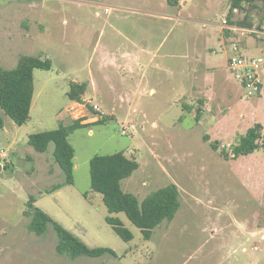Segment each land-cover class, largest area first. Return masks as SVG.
<instances>
[{
    "label": "rangeland",
    "instance_id": "rangeland-1",
    "mask_svg": "<svg viewBox=\"0 0 264 264\" xmlns=\"http://www.w3.org/2000/svg\"><path fill=\"white\" fill-rule=\"evenodd\" d=\"M179 1L0 0V67L13 68L24 54L52 62L34 70L25 124L0 107V252L8 264H264V148L233 157L248 128L260 123L264 133V96H246L228 66L234 45L223 39V31L236 32L241 52L258 54L264 3L231 13L230 0ZM226 17L257 31L222 28ZM203 80L207 103L197 93ZM72 82L86 85L82 103L68 96ZM76 119L86 126L69 136L75 182L49 193L64 181L55 146L37 152L29 136ZM119 151L139 162L122 181L125 191L143 200L171 183L180 189L174 219L148 240L124 212L113 213L134 234L123 240L91 188L90 159ZM31 195L89 247L112 248L117 257L60 254L53 226L41 235L28 228Z\"/></svg>",
    "mask_w": 264,
    "mask_h": 264
},
{
    "label": "trees",
    "instance_id": "trees-1",
    "mask_svg": "<svg viewBox=\"0 0 264 264\" xmlns=\"http://www.w3.org/2000/svg\"><path fill=\"white\" fill-rule=\"evenodd\" d=\"M170 4L174 0H168ZM264 0H230L231 10L239 8L250 12L258 8L259 2ZM249 19L248 14L245 19ZM240 23V22H239ZM241 24H250L242 21ZM52 67L50 59L37 55L24 54L20 56L18 63L13 68L0 67V107L18 125L25 124L30 118L31 107L35 93L34 70L36 68L49 70ZM86 92V85L72 82L68 91L70 100L82 101V95ZM201 110L197 111V118ZM4 126L0 116V128ZM82 119H76L71 124H60L57 128L42 132L32 133L29 136V144L37 152H46L49 144H54L53 157L64 174V181L59 182L47 190L54 192L67 184H74L75 149L69 140V136L77 129L84 128ZM263 125L256 123L248 128L241 136L240 141L233 147V157L248 155L255 152L261 146L257 139L261 136ZM206 140L209 137L206 135ZM218 148L217 141L212 143ZM264 148V146L262 147ZM227 156V155H226ZM139 168V162L125 154L124 151L109 155H95L90 159V176L92 190L103 196L109 214L107 222L123 240H133L134 234L127 228L119 217L113 213L124 212L129 220L140 228L145 239H150L153 231L163 221L174 219L181 206L180 189L177 184L171 183L149 193L143 200L132 192L125 191L122 181L129 178ZM33 195L27 201L25 215L30 217L28 228L38 235L45 233L48 227L53 226L58 243L56 249L60 254L77 258L80 256L100 257L104 254L116 256L115 251L109 247H89L71 231L63 227L36 204Z\"/></svg>",
    "mask_w": 264,
    "mask_h": 264
},
{
    "label": "built area",
    "instance_id": "built-area-1",
    "mask_svg": "<svg viewBox=\"0 0 264 264\" xmlns=\"http://www.w3.org/2000/svg\"><path fill=\"white\" fill-rule=\"evenodd\" d=\"M239 8H233L230 12L238 13ZM229 28L230 30H240L242 36L247 33L251 34L257 30L251 27H239L229 24L228 18H223L222 28ZM264 36V30L262 31ZM264 38V37H262ZM234 53L228 59V66L232 72L235 80L244 90L248 97H261L264 96V41L260 42V52L258 54H245L241 52V41H234ZM80 101V103L83 102ZM95 110L99 109L97 104L93 105ZM128 127L125 125L123 131L127 132ZM257 143L264 146V133L257 139Z\"/></svg>",
    "mask_w": 264,
    "mask_h": 264
},
{
    "label": "crops",
    "instance_id": "crops-1",
    "mask_svg": "<svg viewBox=\"0 0 264 264\" xmlns=\"http://www.w3.org/2000/svg\"><path fill=\"white\" fill-rule=\"evenodd\" d=\"M167 2H168V4H170L169 3V1L167 0ZM175 3H178V4H176L177 6L179 5V6H181V1H179L178 2V0H175ZM171 5V4H170ZM137 13H145V14H152L151 12H149V11H141V10H137ZM232 33H236V32H226L225 33V31H223V39H224V44L227 46V45H229V44H231V43H233L234 42V40H232ZM207 84V87L205 86ZM208 84H210L209 82H207L206 80L204 81L203 80V82H202V86L200 87V86H198L197 87V93H202L203 95L202 96H205V103H207L208 101H209V99H210V97H211V91H210V87H208L209 85ZM195 87V86H194ZM196 88V87H195ZM208 88H210L209 90H208ZM199 89H202V92H201V90H200V92H199ZM153 91V90H152ZM204 104V103H203ZM200 110H201V112H206V109H205V105H202V107L201 108H199ZM204 118H205V114H204V116H203V118L201 119V121L202 120H204ZM198 121H200V119L198 120ZM152 237V236H151ZM5 249H6V247H4ZM2 252V251H1ZM0 252V264H8V261H7V259H6V255L8 254V253H1ZM104 255H109V256H111V257H113L112 258V260L114 259V258H116L117 256H115V255H112V254H104ZM104 255H102V256H100V257H97V258H102ZM8 257V256H7ZM79 257H77V258H74L73 260H77ZM111 260V259H110Z\"/></svg>",
    "mask_w": 264,
    "mask_h": 264
}]
</instances>
